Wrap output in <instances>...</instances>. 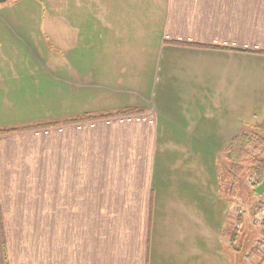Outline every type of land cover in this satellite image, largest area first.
Wrapping results in <instances>:
<instances>
[{
	"label": "crops",
	"instance_id": "crops-1",
	"mask_svg": "<svg viewBox=\"0 0 264 264\" xmlns=\"http://www.w3.org/2000/svg\"><path fill=\"white\" fill-rule=\"evenodd\" d=\"M3 9L0 128L29 129L0 136V264L264 255V220L248 228L261 195L234 196L225 159L264 120V0ZM86 113L114 115L68 122Z\"/></svg>",
	"mask_w": 264,
	"mask_h": 264
},
{
	"label": "trees",
	"instance_id": "trees-1",
	"mask_svg": "<svg viewBox=\"0 0 264 264\" xmlns=\"http://www.w3.org/2000/svg\"><path fill=\"white\" fill-rule=\"evenodd\" d=\"M142 108H128L118 111L117 114L136 115L142 113ZM111 113L93 114L86 113L74 118L69 123L85 122L98 118L113 116ZM29 128H0V135L15 133ZM226 174L230 182V190L237 194L240 181L248 176L254 177V193L259 195L256 187L264 178V136H257L250 130H241L237 133L225 152ZM230 191V192H231Z\"/></svg>",
	"mask_w": 264,
	"mask_h": 264
},
{
	"label": "rangeland",
	"instance_id": "rangeland-1",
	"mask_svg": "<svg viewBox=\"0 0 264 264\" xmlns=\"http://www.w3.org/2000/svg\"><path fill=\"white\" fill-rule=\"evenodd\" d=\"M13 2V0H8V1H6V2H4V3H0V9L2 8V6H4V4H6V3H8L9 4V6H10V4ZM1 13H3V14H8L9 13V9H6V10H2V12H0V14ZM250 131H252V132H254V133H256L257 134V136H260V137H263L264 136V120H262L261 122H259V123H257V124H255V125H253V126H251L250 127ZM5 135H7V134H5ZM5 135H0V136H5ZM223 167L222 168H220V170H222V174L225 172V169H224V172H223ZM253 182H254V177L253 176H248V177H246V178H244V179H242L241 181H240V184H239V188H238V191H239V189H240V186H242L243 185V187H242V190L244 191V196L246 197H248V196H250V198L251 197H257L258 195L257 194H255L254 193V187H253ZM246 184V185H245ZM237 191V192H238ZM248 194V195H247ZM245 197H243V198H245ZM246 197V198H247ZM249 198V197H248ZM264 200V193L263 194H261V200L259 201V202H257L258 200H256V203L254 204V205H252V209H253V212H254V214L256 213V211H257V208L260 206V203L262 202ZM255 201V200H254ZM250 202H251V199H250ZM250 207H251V205H249ZM253 217H254V215H253ZM263 220L264 219H262V222H263ZM255 225L256 224H250V223H248V228H249V231L251 232V234H252V238H253V230L254 229H256V227H255ZM258 225H260V224H258ZM261 236V238H260V240L262 239V238H264V231H263V233L262 232H258L257 233V235L256 236ZM238 236H240V232L238 233ZM254 236H255V234H254ZM260 242V243H259ZM259 242H257V243H259L258 244V246L259 247H262L263 245H264V242H261V241H259ZM246 245L247 244H245L244 245V247H243V249H242V255L243 256H245V253H246V251H247V248H246ZM253 254V255H252ZM251 255H249V257H250V259H249V261L248 262H243L242 264H262V261H263V259H264V255L262 256V257H259V256H256V254H255V252H253Z\"/></svg>",
	"mask_w": 264,
	"mask_h": 264
},
{
	"label": "built area",
	"instance_id": "built-area-1",
	"mask_svg": "<svg viewBox=\"0 0 264 264\" xmlns=\"http://www.w3.org/2000/svg\"><path fill=\"white\" fill-rule=\"evenodd\" d=\"M263 218H264V200L260 203V206L257 208V211L252 219V222L253 224L256 225L261 224ZM261 241L264 242V238H262Z\"/></svg>",
	"mask_w": 264,
	"mask_h": 264
},
{
	"label": "water",
	"instance_id": "water-1",
	"mask_svg": "<svg viewBox=\"0 0 264 264\" xmlns=\"http://www.w3.org/2000/svg\"><path fill=\"white\" fill-rule=\"evenodd\" d=\"M7 0H0V3H4ZM256 191L259 195L264 193V178L263 181L256 187Z\"/></svg>",
	"mask_w": 264,
	"mask_h": 264
}]
</instances>
